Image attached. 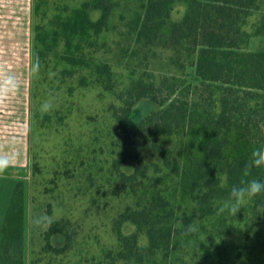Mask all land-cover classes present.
<instances>
[{
  "label": "trees",
  "instance_id": "1",
  "mask_svg": "<svg viewBox=\"0 0 264 264\" xmlns=\"http://www.w3.org/2000/svg\"><path fill=\"white\" fill-rule=\"evenodd\" d=\"M176 1L145 0L134 18L136 42L141 50H170L172 64L181 71L194 67L196 79L177 74L135 78L126 92H119L122 103L111 106L121 148L114 159L116 174L121 184L140 187L135 204L114 220L118 247L108 250L109 264H172L180 245L200 235L199 221L215 213L217 201L227 200L234 185L264 181V168L246 170L252 151L264 147V40L257 49L249 47L253 36L264 37V0H186L185 14L173 20ZM118 5V0H84L60 16L53 29L37 24L35 36L43 47L37 53L38 66L41 54L60 39L67 49L63 59L84 65L73 47L79 51L87 38L88 47L96 45L111 29ZM86 79L87 75L81 78V85ZM92 84L111 90L113 70L110 63L88 55V86ZM142 98L160 107L133 128V106ZM146 132L158 138L152 144L160 156L153 163L155 178L139 165L133 172L121 169L131 158L135 139ZM185 199L190 208H182ZM250 201L253 211L264 217V193ZM127 222L136 226L134 232L123 231ZM190 223L197 231L185 235ZM202 227L217 248L218 231ZM53 234H64L66 243L54 246ZM141 235L147 236V244L141 243ZM25 237V182L0 178V264H25ZM45 237L46 247L57 253L65 252L71 240L61 221H54Z\"/></svg>",
  "mask_w": 264,
  "mask_h": 264
},
{
  "label": "rangeland",
  "instance_id": "2",
  "mask_svg": "<svg viewBox=\"0 0 264 264\" xmlns=\"http://www.w3.org/2000/svg\"><path fill=\"white\" fill-rule=\"evenodd\" d=\"M83 1L0 0V79L11 76L15 84L0 95V152L11 158L0 178L25 182V264L110 263L107 252L118 247L114 220L127 205L135 204L140 187L121 184L116 174L114 159L121 148L111 106L122 103L119 92H126L135 78L177 74L196 79L194 67L181 71L172 64L170 50L138 46L133 24L145 0H118L112 27L96 45L88 47L87 38L79 51L73 47L83 56L84 65H70L63 59L67 49L60 39L41 54L38 66L37 53L43 47L35 36L36 25L53 29L60 16ZM186 10V0H177L171 19L182 18ZM263 40L253 36L249 47L257 49ZM88 55L111 64V90L88 86ZM84 75L86 84L81 85ZM45 102L52 108L42 116ZM159 107L150 98L137 100L130 125L137 127ZM157 139L150 132L135 139L131 158L121 169L133 172L139 165L155 178L153 163L160 156L152 144ZM224 201H217L215 213L199 221L200 235L180 245L172 264H264V217L253 211L250 199L237 215L219 213ZM181 203L184 209L192 206L188 199ZM54 221L63 222L71 235L63 253L46 247L45 233ZM203 225L218 231L217 248L203 234ZM135 230L129 222L123 225L125 233ZM140 241L147 244V236L141 235ZM51 242L62 246L66 236L53 234Z\"/></svg>",
  "mask_w": 264,
  "mask_h": 264
},
{
  "label": "clouds",
  "instance_id": "3",
  "mask_svg": "<svg viewBox=\"0 0 264 264\" xmlns=\"http://www.w3.org/2000/svg\"><path fill=\"white\" fill-rule=\"evenodd\" d=\"M15 87L14 80L11 76L0 79V95L6 94ZM52 108L51 103L45 102L41 105L40 112L43 116ZM251 163L246 165V170L251 167L264 168V147L255 148L252 153ZM11 158L7 154L0 152V173H3L10 165ZM247 174V171H246ZM264 193V181L252 179L241 181L240 186H233L229 193V197L224 201L223 205L218 209L219 213L227 211L230 215H237L241 207L251 198ZM197 231L195 224H189L184 230L185 235H190Z\"/></svg>",
  "mask_w": 264,
  "mask_h": 264
}]
</instances>
